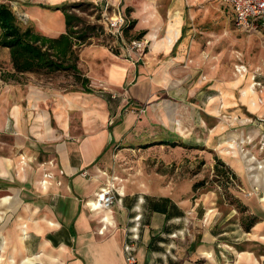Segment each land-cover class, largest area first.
I'll return each mask as SVG.
<instances>
[{"label":"crops","instance_id":"1","mask_svg":"<svg viewBox=\"0 0 264 264\" xmlns=\"http://www.w3.org/2000/svg\"><path fill=\"white\" fill-rule=\"evenodd\" d=\"M40 1L22 5L21 9L35 22L37 18L44 20L40 25L44 34L55 37L65 32V14L43 6ZM221 3L232 10L229 4ZM147 34L156 38L155 32ZM179 34L174 41H178L182 32ZM0 48L7 50L6 59L11 61L9 47ZM184 57L183 45L171 61L150 76L147 64L114 56L104 48L86 47L79 52L78 67L90 78L89 85L94 91H87L82 85L80 89L66 90L53 84L46 87L19 80H4L5 85L0 84V133L13 134L16 141L11 152L14 156L0 154V192H9L0 196V207L7 208L5 212L0 209V214L8 212L21 197V192L13 190L15 181L28 182L26 186L32 184L43 198L36 203L27 202L23 206L27 213L17 216L16 251L24 253L19 264H130L125 251L126 228L137 207L143 213V225L141 240L136 245L138 260L134 264H230L226 247L241 242L224 236L228 229L220 227V230L212 223L213 217L209 223H197L200 211L212 207L218 197L215 191L202 192L199 190L202 186L195 188L196 182L205 179V169L174 189L172 185L148 190L125 188L122 203L109 212L113 224L104 232H101L102 218L107 212L87 203L110 174L105 163L113 146L175 148L194 158L201 148L200 156L206 154L208 161L204 166L211 168L215 158L208 148L214 149L218 144L225 147L228 141V150H223L221 158L238 178L247 180L241 146L228 139L246 133L257 139L261 129L239 113L240 127L237 134L231 133L225 119L229 117L225 112L230 107L226 103L231 102L230 93L196 96L203 111L198 109L197 113L198 103L192 98L196 91L173 68V63ZM125 88V97L113 96V90ZM133 102L145 105L146 110L140 112L139 107L130 110ZM252 110L255 113H249L250 116L264 114L257 113L260 109ZM110 119L115 121L109 125ZM231 143L235 146L231 147ZM249 147L261 155L254 144ZM16 150L27 155L25 160L15 156ZM235 150L239 152L236 154ZM247 155L248 169L256 170L250 168L254 163L250 160L252 154ZM51 160L53 164H49ZM19 168L23 173L16 171ZM47 170L53 177L44 183ZM255 180L264 184L259 176ZM120 183L119 180V186ZM252 227L262 229L263 225L257 221ZM7 244V237L0 231L1 249L6 251ZM237 258L238 264H264L254 250L242 251ZM11 260L17 261L13 255L9 264Z\"/></svg>","mask_w":264,"mask_h":264},{"label":"rangeland","instance_id":"2","mask_svg":"<svg viewBox=\"0 0 264 264\" xmlns=\"http://www.w3.org/2000/svg\"><path fill=\"white\" fill-rule=\"evenodd\" d=\"M0 1L11 5L24 27L28 24H33L39 31L43 32L40 25L44 20L37 18L38 22H35L28 18L21 9L22 5H33L34 2L39 0ZM63 3L71 5V10L81 15L86 25H94L97 28L104 29V31H106V27L103 7L109 3L108 12L120 9L131 20V24H136L129 31L128 34L130 36L144 37L148 41L146 53L142 57H140V53L127 57L122 54L120 48L115 46L113 38L108 33L105 32L102 35L89 33L90 36L86 41H81L77 47L79 52L86 47L104 48L114 56L147 64L150 67L149 75L155 76L157 73L155 70L171 61L176 56V51L184 45L185 57L179 63L174 62L173 68H177V73L183 76L184 82L196 91L192 98L198 103L195 109L197 113L203 112L199 105L200 99L198 98H201L204 93H207L208 96L217 95V97L221 96L222 93L225 96L230 93L231 102L226 100L230 107L225 112L229 113V117L225 119L228 120L231 133L237 134V128L240 127L237 123V118L240 116L239 113L246 115L245 118H247L249 123L261 129L257 139L251 133L232 136L228 139L230 140L229 142H234L237 147L238 145L241 146L240 151L246 159L245 166L247 167L248 176L245 182L241 178H231L230 181L225 182V187L220 186L215 180L217 178L214 168L216 157L221 158L223 150H228V141H226L225 147L218 144L214 149L208 148V152H212L215 158V164L211 168L204 166V163L208 161L206 154L200 156L201 148L197 157L194 158L193 155L189 156L185 152L180 153V150L175 148L131 149L113 146L112 155L108 163L105 164L111 175L120 177V184L124 185L126 189L136 188L141 190H148L158 185L161 186L160 188L170 185H172V189L181 187L186 184V178L189 176L192 178L195 173L205 169L204 173L206 176L204 180L206 184L199 190L202 192L207 190L215 191L218 193V197L212 207L200 211V220H197V223H209L210 217H213L212 223L218 225L220 230V227L228 229V233L224 234V236L229 237L231 241L241 242L234 246L231 244L226 247L229 250L230 264H238L237 254L240 255L242 251L252 252V250H254L261 261H264V243L262 242V237H264V184L255 180L258 176L261 180L264 179V167L261 169L254 168L256 170L250 171L248 169L250 161H248L247 155V153L252 154L258 159V162L264 164V114L249 115V113H255L252 109H260L257 113H264V17H256L253 23L248 25L238 24L234 20L233 10L223 5L219 0L40 1L42 5L53 6ZM50 9L57 10L62 15L64 13L61 8ZM150 31L155 32L156 38L152 39L148 36L147 33ZM180 31L182 35L178 41H174ZM161 43H166L165 45L167 46L172 44V46L167 47ZM155 46L159 47L156 48ZM7 55V50L0 48V74L1 71L13 69L11 61L6 59ZM238 64L247 65L248 73L241 75L236 68ZM255 74L257 79L262 82V85H257L256 89H253V76ZM19 81L38 86L45 85L46 87L53 84L66 90L82 88L81 83L76 79L72 71L29 72L21 75ZM9 82L18 83V81ZM0 84L5 85V81L0 79ZM101 89L107 90L109 87ZM222 89L223 92L221 91ZM126 90V88L121 91L113 90V96L125 97ZM130 107V110H136L135 108L139 107L140 112L146 110L145 105H140L137 102L131 103ZM114 121V119H110L109 125L114 123ZM15 144L16 141L13 134L0 133V154H11V156H14L11 152H13L12 147ZM234 144L231 143L230 146L233 147L235 146ZM251 144L260 149L261 155L250 149L249 146ZM229 150L233 151V149ZM15 152V156L20 161L25 160L24 156L26 154L23 151L16 150ZM238 152V150H235L236 154ZM26 158L30 161L29 157ZM190 161L194 163L192 164ZM254 164L256 162L250 166ZM16 171L23 173L20 168ZM254 174L255 177H252ZM27 183L13 182L12 185L16 186L13 190L21 192V197L17 199L16 203L6 213L4 212L7 211V208L0 207L4 211L3 214H0V231L5 234L8 241L6 251L0 247V264H9L11 255L15 256L17 260L15 262L11 260V264H19L24 256V253L21 254L16 251L19 249L14 239L17 236L16 232H19L17 216L21 212L27 213L23 210V206L27 202L36 203L38 200L43 199L36 193V188L32 184L31 186H26ZM193 183L191 181L190 184L192 185ZM7 193L9 192L1 191L0 196H4ZM198 194L199 192H197ZM254 217L257 218L258 222H262L263 228L255 229L252 227L250 231H247V226ZM2 257L4 259H1Z\"/></svg>","mask_w":264,"mask_h":264},{"label":"trees","instance_id":"3","mask_svg":"<svg viewBox=\"0 0 264 264\" xmlns=\"http://www.w3.org/2000/svg\"><path fill=\"white\" fill-rule=\"evenodd\" d=\"M43 6L63 10L66 18L65 32L53 37L39 31L33 24L24 27L11 5L0 1V46L9 47L13 68L1 71L0 79L19 80L20 76L27 72L72 71L85 90L94 91L89 85L90 78L78 67L79 50L74 46V38L84 42L91 33H96L97 27L86 25L83 17L72 11L71 5L67 3ZM132 26L133 24L128 29L130 30ZM216 159L215 180L220 186L225 187V182L231 178L239 179L237 173L222 158ZM205 184V180L196 183L195 188ZM256 222L257 218L254 217L248 224L247 231H250Z\"/></svg>","mask_w":264,"mask_h":264},{"label":"built area","instance_id":"4","mask_svg":"<svg viewBox=\"0 0 264 264\" xmlns=\"http://www.w3.org/2000/svg\"><path fill=\"white\" fill-rule=\"evenodd\" d=\"M221 2L227 3L231 6L234 12V20L241 25H248L253 23L254 18L264 17V0H220ZM107 6L103 7L104 9V20L105 27L104 29L97 28L95 35L104 34L105 32L113 38L115 46L120 48L122 54L125 56H132L135 53H140V57L146 53L147 40L144 37H134L130 36L128 33V28L131 26V20L128 16L123 13L120 9H114L113 12H108L109 3ZM104 27V28H105ZM130 31V30H129ZM79 41V43H78ZM74 46L77 48L80 45L81 39L74 38ZM237 71L241 75L248 73V67L245 64H238L236 66ZM257 85H262V82L257 79V75L253 76V89H256ZM264 137V136H263ZM51 160L49 164H53ZM84 174H87L86 171H83ZM53 177V173L49 170L45 173L44 183L49 181V178ZM120 177L118 175L108 174V177L95 193V195L87 201L95 209L106 211L107 213L103 216V225L101 227V232L108 227V225L113 224V219L109 214L112 207L116 204L122 203L123 197L125 195V186L118 185ZM143 225V213L139 207L137 211L133 213L130 217L129 224L127 225V234L125 242V251L127 261L130 264L137 262V251L136 245L141 240V229ZM175 236L176 233H173Z\"/></svg>","mask_w":264,"mask_h":264},{"label":"bare ground","instance_id":"5","mask_svg":"<svg viewBox=\"0 0 264 264\" xmlns=\"http://www.w3.org/2000/svg\"><path fill=\"white\" fill-rule=\"evenodd\" d=\"M174 30H175V29H174ZM176 30H177V29H176ZM170 32H171V31H170ZM173 37H174V36H173ZM169 43H170V42H169ZM250 160H252L254 163L256 162V164H254L253 166H250L251 169H254V168H256V169H261V168L264 167V164L258 162V161H257L258 159H256V157H254L253 155L250 156ZM262 179H263V177H262Z\"/></svg>","mask_w":264,"mask_h":264}]
</instances>
